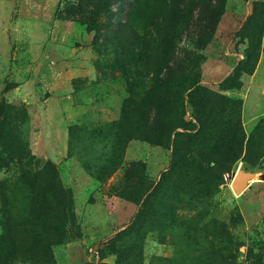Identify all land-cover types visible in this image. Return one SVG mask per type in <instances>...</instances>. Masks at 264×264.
I'll return each mask as SVG.
<instances>
[{
    "label": "rangeland",
    "instance_id": "obj_1",
    "mask_svg": "<svg viewBox=\"0 0 264 264\" xmlns=\"http://www.w3.org/2000/svg\"><path fill=\"white\" fill-rule=\"evenodd\" d=\"M255 1L0 0V264H264V155L254 165L246 155L264 118V32L241 86L222 83L251 49L241 27ZM173 3L185 14L174 28ZM130 10L150 55L165 28L179 30L204 121L221 110V126L239 109L237 160L189 131L173 166L175 134L156 131L164 110L136 102L155 87V65L116 62ZM183 120L196 124L187 97ZM54 169L58 191L44 190ZM238 170L250 174L241 194L228 178Z\"/></svg>",
    "mask_w": 264,
    "mask_h": 264
},
{
    "label": "trees",
    "instance_id": "obj_2",
    "mask_svg": "<svg viewBox=\"0 0 264 264\" xmlns=\"http://www.w3.org/2000/svg\"><path fill=\"white\" fill-rule=\"evenodd\" d=\"M100 5V10H104L108 6L109 0H98ZM174 1V0H173ZM179 0H175L177 3ZM173 28L176 26V23L182 20L185 17L184 10H178V6L175 7L173 3ZM211 17L212 10L207 12ZM135 16V15H134ZM133 11L130 10L127 18V27L126 32L128 36L126 38V44L122 48V53L120 55V59H116V62L124 61L125 63H130L131 65L134 63L135 60L139 58V62L143 64V69L147 70L148 68L151 70L152 63L155 65V87L145 90V95L137 96V104L141 106L142 104H147L148 112L145 110L146 115L150 114V112L155 109V112H159L160 110L163 111V119L162 124L157 125L156 128L158 132L168 133L174 132V152H173V166L176 165L180 157L176 156V151L178 150V142H180V136H188V132H193L192 136L201 135L204 136L206 140L212 139L213 147H210L209 153H219L225 149L228 152L229 160H237L244 148V139L242 125L239 117V109H231V113L234 114V119H228L227 122L223 123L220 126L218 123L217 115L220 116L222 111L213 112L216 114V119L207 122L204 121L202 117V112L199 108H203V104L197 108L194 105L192 100V96L198 94L205 88L198 84V73L195 72L194 74L191 73L190 64L191 62L184 58H180L176 54V47L175 42L181 35L179 30L175 32L173 29V34L169 27L164 29V32L161 35L160 45L157 47L156 51L153 55H150L147 52L148 49H142V47L138 45H142V37L139 34V29L134 27L132 23L134 21ZM208 16V17H209ZM211 20V18H207ZM246 25L241 27V30H245L250 32L251 39L249 40V44H251V49H244L243 55L244 58L240 61L237 66L233 69L232 73L229 74L225 79L222 81L224 88L232 89V88H239L241 86V82L239 80V76L241 72L250 73L257 60V49L260 47V42L262 40L263 32H264V2L263 1H255L252 3V10L248 15ZM258 30V32L256 31ZM176 33V35H174ZM253 47V48H252ZM252 49L256 50V52H252ZM259 51V50H258ZM173 53V61L170 62ZM176 55V56H175ZM155 61V62H154ZM140 65V64H139ZM134 72H131L133 74ZM130 74V75H131ZM142 80L144 81L145 78L150 80L149 72L142 73ZM136 81H129L128 84L131 87V91L134 90V84ZM139 82L137 81V84ZM146 88V87H145ZM191 105L193 108V116L195 118L196 124L192 123L191 121L183 120V115L185 114V103ZM222 100L225 99L220 97ZM146 99H149V101ZM189 100V101H188ZM223 101L224 106L227 103ZM233 103V101H230ZM150 103V104H148ZM222 103V104H223ZM236 104V103H235ZM3 113L2 109L0 108V115ZM8 117V116H7ZM6 118V116H5ZM207 118V117H206ZM0 121H3L0 119ZM171 122V123H170ZM166 124V125H165ZM170 124V125H167ZM179 129H183V131H179ZM185 131V132H184ZM264 132V118H261L256 126L253 128L246 146V155L251 156L252 159L250 160L251 164L254 165L258 161V159L262 158L264 155V135H261ZM230 135L234 136L236 139V148L232 149L231 143L233 142L230 139ZM214 136V137H213ZM221 137V139H219ZM219 139V140H218ZM15 144V151L16 155L20 159L22 158V152L24 151L23 146L18 144V136L16 135L13 139ZM18 144V145H17ZM223 151L224 153H227ZM14 156V157H15ZM227 160V159H225ZM46 167L44 166V170ZM98 178V175L96 176ZM55 179H56V172L52 170V176L48 178L46 176L45 183H44V190H56L55 188Z\"/></svg>",
    "mask_w": 264,
    "mask_h": 264
},
{
    "label": "water",
    "instance_id": "obj_3",
    "mask_svg": "<svg viewBox=\"0 0 264 264\" xmlns=\"http://www.w3.org/2000/svg\"><path fill=\"white\" fill-rule=\"evenodd\" d=\"M250 174L246 171L238 170L232 175H228L230 185L236 194H241L246 187V179Z\"/></svg>",
    "mask_w": 264,
    "mask_h": 264
}]
</instances>
